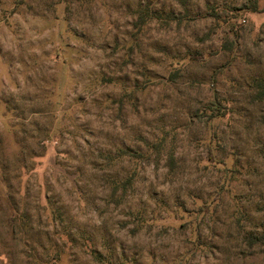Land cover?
I'll return each instance as SVG.
<instances>
[{
	"label": "rangeland",
	"instance_id": "1",
	"mask_svg": "<svg viewBox=\"0 0 264 264\" xmlns=\"http://www.w3.org/2000/svg\"><path fill=\"white\" fill-rule=\"evenodd\" d=\"M0 264H264V0H0Z\"/></svg>",
	"mask_w": 264,
	"mask_h": 264
},
{
	"label": "trees",
	"instance_id": "2",
	"mask_svg": "<svg viewBox=\"0 0 264 264\" xmlns=\"http://www.w3.org/2000/svg\"><path fill=\"white\" fill-rule=\"evenodd\" d=\"M252 11H253V12H256V11H257V9H253Z\"/></svg>",
	"mask_w": 264,
	"mask_h": 264
}]
</instances>
